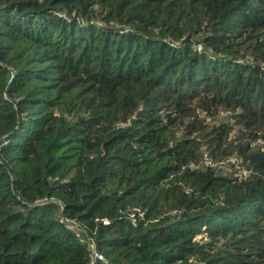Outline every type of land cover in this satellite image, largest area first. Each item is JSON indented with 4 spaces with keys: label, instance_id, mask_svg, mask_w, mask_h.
I'll return each instance as SVG.
<instances>
[{
    "label": "trees",
    "instance_id": "trees-1",
    "mask_svg": "<svg viewBox=\"0 0 264 264\" xmlns=\"http://www.w3.org/2000/svg\"><path fill=\"white\" fill-rule=\"evenodd\" d=\"M0 264H264V0H0Z\"/></svg>",
    "mask_w": 264,
    "mask_h": 264
},
{
    "label": "built area",
    "instance_id": "built-area-1",
    "mask_svg": "<svg viewBox=\"0 0 264 264\" xmlns=\"http://www.w3.org/2000/svg\"><path fill=\"white\" fill-rule=\"evenodd\" d=\"M233 159H235V157ZM93 255L94 257L103 258V255L97 251H93Z\"/></svg>",
    "mask_w": 264,
    "mask_h": 264
},
{
    "label": "rangeland",
    "instance_id": "rangeland-1",
    "mask_svg": "<svg viewBox=\"0 0 264 264\" xmlns=\"http://www.w3.org/2000/svg\"><path fill=\"white\" fill-rule=\"evenodd\" d=\"M231 169V168H230Z\"/></svg>",
    "mask_w": 264,
    "mask_h": 264
}]
</instances>
